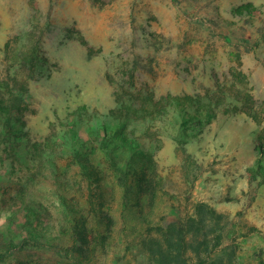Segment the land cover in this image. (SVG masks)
<instances>
[{"label":"rangeland","instance_id":"rangeland-1","mask_svg":"<svg viewBox=\"0 0 264 264\" xmlns=\"http://www.w3.org/2000/svg\"><path fill=\"white\" fill-rule=\"evenodd\" d=\"M198 204L264 264V0H0V264H151Z\"/></svg>","mask_w":264,"mask_h":264},{"label":"trees","instance_id":"trees-1","mask_svg":"<svg viewBox=\"0 0 264 264\" xmlns=\"http://www.w3.org/2000/svg\"><path fill=\"white\" fill-rule=\"evenodd\" d=\"M244 7L246 12H250L251 4ZM16 98L24 103L21 94ZM221 220L222 215L198 204L184 221H172L167 231L161 230L158 236H149L140 243L146 248L151 264H188L184 259L188 243H191L188 254L194 255L199 264H206V261L207 264H236L235 249L229 247V238L223 232V227L219 226ZM193 240L196 241L195 245Z\"/></svg>","mask_w":264,"mask_h":264}]
</instances>
